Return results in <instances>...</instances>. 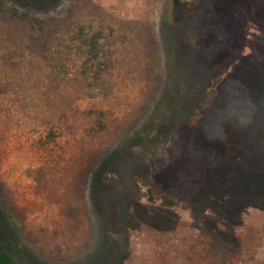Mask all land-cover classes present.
Instances as JSON below:
<instances>
[{"label":"rangeland","instance_id":"rangeland-1","mask_svg":"<svg viewBox=\"0 0 264 264\" xmlns=\"http://www.w3.org/2000/svg\"><path fill=\"white\" fill-rule=\"evenodd\" d=\"M0 247L264 264V0H0Z\"/></svg>","mask_w":264,"mask_h":264},{"label":"trees","instance_id":"trees-1","mask_svg":"<svg viewBox=\"0 0 264 264\" xmlns=\"http://www.w3.org/2000/svg\"><path fill=\"white\" fill-rule=\"evenodd\" d=\"M0 264H20L13 256L0 247Z\"/></svg>","mask_w":264,"mask_h":264}]
</instances>
